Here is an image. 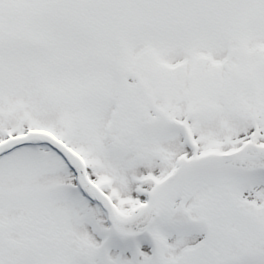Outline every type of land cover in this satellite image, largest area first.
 I'll return each mask as SVG.
<instances>
[{
	"label": "snow or ice",
	"instance_id": "6c2138e0",
	"mask_svg": "<svg viewBox=\"0 0 264 264\" xmlns=\"http://www.w3.org/2000/svg\"><path fill=\"white\" fill-rule=\"evenodd\" d=\"M0 264H264V0H0Z\"/></svg>",
	"mask_w": 264,
	"mask_h": 264
}]
</instances>
